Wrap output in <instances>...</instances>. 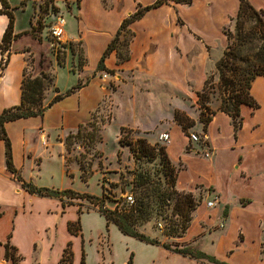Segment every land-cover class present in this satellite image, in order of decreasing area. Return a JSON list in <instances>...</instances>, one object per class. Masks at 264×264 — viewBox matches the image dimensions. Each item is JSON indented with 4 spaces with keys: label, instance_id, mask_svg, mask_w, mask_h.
Wrapping results in <instances>:
<instances>
[{
    "label": "crops",
    "instance_id": "1",
    "mask_svg": "<svg viewBox=\"0 0 264 264\" xmlns=\"http://www.w3.org/2000/svg\"><path fill=\"white\" fill-rule=\"evenodd\" d=\"M159 1H163L160 6L145 11L128 24L130 29L178 31V39L191 50L193 42L181 32L189 35L188 30L172 22L175 12L189 17L199 31L210 37L222 29L219 15H233L239 6V0H204L197 6L180 5L192 0H6L13 15L15 38L4 53L0 49V63L2 59L5 61L3 69L0 68V113L20 105L24 72L31 78L51 75L53 89L44 92L42 104L47 109L42 116L4 124L15 172L7 169L5 143L0 139V264H61L65 252L70 253L69 264H207L125 236L97 211L80 210L81 204L75 199L59 200L29 193L16 179L36 188L102 197L101 187L98 193L90 192L88 179L82 180L78 169L69 171L61 139L67 131L89 119L104 94L94 80L82 79L97 71L122 23L138 9L152 7ZM246 1L264 13V0ZM208 2L213 3L214 15L209 14L207 7L202 8ZM41 3L47 8H64L59 13L65 20V40L82 41L84 46L86 64L81 70L58 64L45 37L46 27L34 17ZM8 23V16L0 14V45ZM32 29H36L37 37L30 33ZM140 48L137 41L132 47L135 55ZM112 52L104 58V69L115 66ZM188 70L187 62L177 66V70L171 63L163 64V71L171 79H178L181 73L186 76ZM63 72L81 80L69 89L60 90L58 79ZM79 84L82 85L79 89L48 106L56 95H63ZM249 92L257 108L241 105L238 130L233 128L229 116L217 112L205 128L203 144L193 145L195 153L186 152L189 141L178 127L169 133L166 143L169 157L182 165L176 176L177 189L202 193L204 199L192 226L178 244L193 245L198 239L199 250L220 264H264L263 76L254 79ZM210 201L214 206L207 208ZM222 214L220 228L210 229ZM139 232L147 235L142 229ZM6 251L16 261L7 258Z\"/></svg>",
    "mask_w": 264,
    "mask_h": 264
},
{
    "label": "rangeland",
    "instance_id": "2",
    "mask_svg": "<svg viewBox=\"0 0 264 264\" xmlns=\"http://www.w3.org/2000/svg\"><path fill=\"white\" fill-rule=\"evenodd\" d=\"M202 2L204 0H192L180 5L197 6ZM206 7L210 15L215 14L212 2L202 6L203 9ZM53 9L62 12L64 8ZM235 17L236 13L220 14L218 19H221L222 29L208 37L189 17L175 12L172 22L188 30L189 35L181 32L193 42V50L178 39V31H132L128 25L114 42L115 66L91 72L82 79H92L103 88L104 94L97 108L87 121L67 131L61 139L66 143L69 171L73 173L78 169L83 178L88 179L90 192L98 193L99 187L102 188L105 208L130 215L134 229L144 230L150 239L169 244L171 248L187 246L178 242L192 226L204 199L202 193L196 195L177 189L176 176L182 165L167 154L166 143L169 142H159L158 137L163 133L169 135L174 127L181 129L174 120L175 114L179 113L187 120L185 125L192 124L183 132L189 141L186 152L193 154V145L200 147L203 144L207 119L220 112L228 98L227 90L219 81L216 65L228 45L227 33L235 29ZM20 22L21 26L25 24L24 19ZM45 32L53 51L61 53L64 66L76 70L85 66L82 41L72 43L67 40L65 43L64 37L58 42L49 31ZM137 41L141 48L135 55L132 47ZM186 62L190 71L186 76L181 73L178 79H171L163 71V64L171 63L177 70V66ZM80 80L63 72L58 87L69 89ZM52 89L49 87L48 90ZM191 136H195L197 142L192 141ZM138 141L149 147L147 155L139 151ZM187 194L191 195L194 206L182 211L179 200ZM129 195L134 200L132 205L125 203V197ZM75 200L81 204L83 212L98 209L86 199ZM222 220L223 214L210 229H219ZM184 227H187L185 231L182 230ZM171 229L177 232L173 234ZM196 241L198 239L188 246L199 250Z\"/></svg>",
    "mask_w": 264,
    "mask_h": 264
},
{
    "label": "trees",
    "instance_id": "3",
    "mask_svg": "<svg viewBox=\"0 0 264 264\" xmlns=\"http://www.w3.org/2000/svg\"><path fill=\"white\" fill-rule=\"evenodd\" d=\"M180 2V1H178ZM3 10L0 14L8 16L9 23L4 33L2 44L0 45L1 52H5L15 38L13 36V15L9 11V5L6 0H0ZM163 1L155 3L152 7L145 9H138L133 15H131L126 21H124L116 35L107 48L101 58L97 71H104L103 61L105 56L114 50V42L120 31L125 29L128 24L138 20L145 11L160 6ZM30 33L37 37L36 29H32ZM228 45L224 50L221 59L216 65V70L219 75L220 83L225 87L228 92V98L223 104L220 112L230 117L232 126L235 130H238L241 126L240 107L241 105H247L252 109L257 108L256 102L250 96V87L254 79L258 76L264 77V13L262 11L255 10L248 4L246 0H239V6L235 17V29L234 31L227 33ZM56 59L60 66H63V61L60 56V52L56 51ZM121 60V58L119 57ZM5 65V61L2 59L0 63L1 70ZM81 65V64H80ZM53 77L51 75L41 74L39 77L31 78L26 72L23 73V79L21 83V103L18 106L5 109L0 113V139L5 143V156L7 169L14 174L11 163V149L9 140L4 131V124L7 122L15 121L22 118L42 116L43 112L47 109L44 107L43 95L49 87H52ZM82 85L79 84L70 89L63 95H56L48 104L51 106L54 102H57L68 96L75 90L79 89ZM57 92L56 89H54ZM37 106V108H34ZM214 115V114H212ZM211 115V116H212ZM211 116L207 119L204 127V131L208 123L211 121ZM174 120L181 126L183 132H186L188 128L192 127V124H187L186 119L181 117L179 113H176ZM123 129L121 130L122 133ZM140 145L139 151L147 155L149 147L143 141L137 142ZM66 144V143H65ZM64 144V146H65ZM82 180H86L81 175ZM17 181L21 182V187L32 194H36L43 197L56 198L62 200L67 199H86L93 207H98L97 212L105 218L108 224L115 225L118 230L125 236L136 239L145 244L153 246H161L163 249L178 254L184 257H189L197 261L205 262L207 264H220L213 257L208 256L196 250L192 246H175L171 248L169 244H160L156 239H150L143 233L138 232L133 227L132 217L125 213H119L116 210H109L104 207V202L101 198L93 197L90 195H79L71 191H56L46 188H36L30 184L24 183L18 177ZM103 196V195H102ZM181 210H189L193 208V200L190 194L180 197L179 205ZM186 210V211H187ZM187 227L182 230L185 231ZM171 232L175 234L177 230L171 229ZM6 257L12 261L16 259L6 251ZM70 263V253L65 252V258L61 264Z\"/></svg>",
    "mask_w": 264,
    "mask_h": 264
},
{
    "label": "built area",
    "instance_id": "4",
    "mask_svg": "<svg viewBox=\"0 0 264 264\" xmlns=\"http://www.w3.org/2000/svg\"><path fill=\"white\" fill-rule=\"evenodd\" d=\"M42 6H45V4H40L37 6V10L34 14L35 20L39 23L42 24L44 27H46L47 31H49L50 36L55 39L58 42H62L63 38L65 37V20L63 16L59 13L54 11L51 7L47 8L45 6V10H42ZM48 20L47 23L45 21ZM41 26V25H39ZM66 43V40L64 41ZM104 79H106L107 75L104 74ZM169 139L168 134H161L158 137V141L165 143ZM191 140L196 142L197 138L195 136H191ZM125 203L127 205H132L134 203V200L131 195L125 197ZM214 206L213 202H207L206 207L207 208H212Z\"/></svg>",
    "mask_w": 264,
    "mask_h": 264
},
{
    "label": "bare ground",
    "instance_id": "5",
    "mask_svg": "<svg viewBox=\"0 0 264 264\" xmlns=\"http://www.w3.org/2000/svg\"><path fill=\"white\" fill-rule=\"evenodd\" d=\"M169 142V141H168Z\"/></svg>",
    "mask_w": 264,
    "mask_h": 264
}]
</instances>
